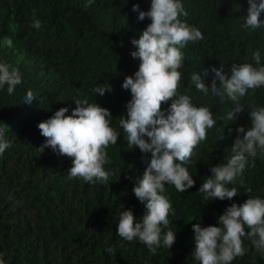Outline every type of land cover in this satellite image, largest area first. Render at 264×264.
Returning a JSON list of instances; mask_svg holds the SVG:
<instances>
[{
	"label": "clouds",
	"instance_id": "obj_1",
	"mask_svg": "<svg viewBox=\"0 0 264 264\" xmlns=\"http://www.w3.org/2000/svg\"><path fill=\"white\" fill-rule=\"evenodd\" d=\"M64 1L70 15L86 17L109 42L108 60L87 82L91 101H71L62 84L23 82L18 58L49 19L56 47L84 49L83 23L43 14L37 0H0V28L19 8L30 15L18 32L0 34V91L13 99L11 113L18 105L44 113L33 134L41 152L62 162L66 177L80 181L109 214L120 250L130 242L144 247L148 259L139 264H168L164 251L172 248L193 264H236L247 248L264 252V197L236 179L255 161L264 163V107H246L264 88V62L232 63L230 75L216 68L221 52L239 56L243 48L218 42L226 24L213 34L190 18L183 2L196 6V0H136L126 7L119 0ZM244 10L243 27L264 26V0H247ZM253 59L260 65L259 50ZM238 115L248 123L237 127L225 154L204 145L212 130ZM3 128L0 122V154L10 147ZM209 211L214 218L207 222ZM38 221L48 248L73 226L56 217Z\"/></svg>",
	"mask_w": 264,
	"mask_h": 264
},
{
	"label": "trees",
	"instance_id": "obj_2",
	"mask_svg": "<svg viewBox=\"0 0 264 264\" xmlns=\"http://www.w3.org/2000/svg\"><path fill=\"white\" fill-rule=\"evenodd\" d=\"M62 0H37L43 14L69 21L73 19L84 25L81 45L84 49L56 47L59 37L55 20L43 23L20 54V71L23 82H50L57 86L72 101L81 96L94 100L87 86L89 77L109 58V42L91 27L90 21L81 15H70V3ZM88 1V0H87ZM96 1V0H94ZM136 0H119L123 7ZM183 2L190 9V18L204 23L208 29L219 33L218 42H231L243 48L239 56H227L221 52L216 68L224 66L230 75L232 63H249L254 67L264 62V26L257 29L243 27L247 13V0H196ZM109 2V1H108ZM231 15L232 19L227 15ZM30 15L19 8L0 28L5 37L27 24ZM224 52L228 49L222 46ZM259 50L261 62L257 65L253 52ZM226 69V70H225ZM4 87V86H3ZM2 87V88H3ZM0 88V90L2 89ZM254 99L250 107H264V88L253 91ZM0 91V122L4 126L3 138L10 147L0 154V253L4 264H139L148 258L144 247L136 242L124 243L120 250L118 239L109 214L95 206L94 197L83 189L78 180L66 177L62 162L41 152L33 139L38 123L44 121L43 112L34 113L21 105L14 106ZM23 108V109H22ZM244 115H238L234 123L220 126L211 131L204 145L225 154L238 133L237 127H246ZM229 128L232 129L229 134ZM224 137L221 140V137ZM195 163L202 165L197 156ZM243 180L246 189L264 197V163L255 161L254 166L245 169ZM187 199L191 194L185 195ZM56 217L59 221L73 222L68 231L61 229L55 243L48 248L46 234L40 229V218ZM214 213L207 212L203 219L212 221ZM163 231V230H162ZM245 231L247 228L245 227ZM119 236V235H118ZM119 239H123L119 236ZM243 239V238H242ZM247 239V238H246ZM248 240V239H247ZM248 243L253 245L250 240ZM254 246V245H253ZM111 249V251H109ZM168 264H193L194 260L176 248L166 249ZM140 260L138 261V259ZM264 252L254 253L247 248L244 256L236 264H262ZM197 264H200L198 261Z\"/></svg>",
	"mask_w": 264,
	"mask_h": 264
}]
</instances>
